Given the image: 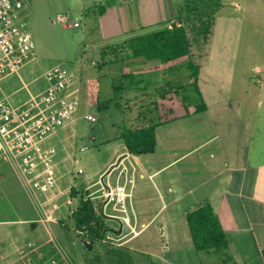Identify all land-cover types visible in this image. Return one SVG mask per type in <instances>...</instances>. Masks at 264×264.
<instances>
[{
    "label": "rangeland",
    "instance_id": "rangeland-1",
    "mask_svg": "<svg viewBox=\"0 0 264 264\" xmlns=\"http://www.w3.org/2000/svg\"><path fill=\"white\" fill-rule=\"evenodd\" d=\"M22 3L19 19L26 23L35 49L31 59L18 73L0 83V102L16 107L29 93L44 90L46 72L60 65L73 74L74 92L80 103L74 120L50 135L43 143L45 147H54L57 150L53 164L58 178V190L64 192L57 200L50 201L60 208L47 216L56 222L53 223V237L55 235L61 240L70 264H85L86 255L94 254L85 251L83 243L74 231L66 232L62 227L63 223L72 226L70 215L83 196L96 202L99 213L105 217L108 214L119 217L128 215L132 224L136 221L140 233L132 237L125 236L129 232L127 227L118 234L120 224L116 222L113 225L111 220L106 218L107 225L113 231L108 235L113 237L111 242L114 246L129 249L133 264H151L155 261L151 255L161 249L162 229L166 232V218H172L173 224L180 221L178 216L172 214H161L154 218L159 211L158 193L153 186L156 179L149 180L144 174V169L152 171L170 161L171 153L158 151L153 155H142L139 162L132 158L123 160L122 164L129 171L128 178H133L135 186L131 197L125 202L126 212L112 210L113 206L121 209L115 200L103 211L106 191L103 189L101 175L115 156L124 150L121 136L126 129L144 128L161 120H172L202 106L195 88L187 86L190 77L189 61L195 63L199 56L197 41L201 39L199 37L202 34L200 22L194 18L195 14H190L192 20H186L194 47L193 55L175 62L177 67H173V63L164 64L157 59L129 56L130 51L126 43L128 38L123 33L120 34L118 29L124 27L123 19L131 17V22L137 19V2L116 0L107 17L102 16L98 6L88 4L87 0H22ZM176 3L180 4L181 8L184 7V0H176ZM59 16H65L66 22H58ZM112 18L115 20L113 26L109 25ZM119 18H122L121 24L116 22ZM75 22H78L79 26H74ZM233 26L235 32L240 33V37L237 40L236 35H233L234 38L229 40L234 43L238 41L240 50L231 54H224L223 51L211 56L217 63L224 65L219 72L220 81H208L204 90L207 97L213 101L225 97L243 98V119L249 129L255 130V63L264 69V39L255 40V23L250 20ZM146 33L148 32L136 31L133 37ZM255 41L258 43V56L255 55ZM169 81L171 84H167ZM114 85L123 88L114 93ZM181 86H187L181 97L184 103H181L170 89ZM109 99L111 101L108 103V109L99 111L98 105ZM89 114L97 117V121L86 120L85 116ZM186 129L213 130V127L203 115L197 113L189 119L168 122L158 130ZM122 164L104 179L106 184L116 186V177ZM80 168L83 170L82 174L78 173ZM124 179L123 174L120 178L121 184ZM165 193H169L167 188ZM70 196L73 198L72 203L67 205L65 201ZM33 207L12 170L1 169L0 229L8 228L7 224L11 221L36 219ZM181 224L185 226L184 221L180 222V226ZM173 228L171 224L169 232ZM27 240L24 239L23 243L18 244L21 252L29 251ZM72 240L74 244L70 243ZM6 243L0 236V264H38L36 257L20 258L17 253H13L14 250L9 255L10 248ZM107 245L109 244H98L94 252L102 254Z\"/></svg>",
    "mask_w": 264,
    "mask_h": 264
},
{
    "label": "crops",
    "instance_id": "crops-1",
    "mask_svg": "<svg viewBox=\"0 0 264 264\" xmlns=\"http://www.w3.org/2000/svg\"><path fill=\"white\" fill-rule=\"evenodd\" d=\"M129 1L137 2V19L134 22H131V17L123 19L124 27L118 29L128 39L136 31L150 32L167 25L180 7L176 0ZM215 1L220 8L212 13L209 31L202 33L201 39L197 41L199 56L195 62L199 66L198 84L205 109L195 113L194 108L169 121L189 119L199 113L207 119L213 130H158L167 122L155 130L154 152L145 154L153 155L160 151L171 153L172 156L170 161L152 171L144 169L148 179H156L157 183H153V186L158 193L159 211L154 218L161 214H172L185 223V226H180V222L173 224L172 218H166L161 249L151 255L156 264H224L225 257H230L236 264H264V69L255 63V130L249 129L243 119V98L225 97L213 101L204 90L208 81H220L219 72L224 65L217 63L211 56L223 51L224 54H231L240 50L238 41L234 43L229 40L234 38L233 35H236L237 40L240 37L233 24L250 20L255 23V40L264 39V0ZM115 2L87 0L88 4L98 6V11L106 17ZM121 20L116 19V22L121 24ZM114 21L112 18L109 25L113 26ZM193 48L192 44L191 57ZM258 53V43L255 41V55L258 56ZM176 65L173 64V67ZM167 84H171L170 81ZM140 156L128 153L125 147L109 163L105 172L119 157H122V164L128 158L139 162ZM123 174L125 179L122 184L128 182L130 185L133 178H128L129 171L123 164L116 183L120 182ZM166 188L168 194L165 193ZM206 202L211 204L227 237L228 248L223 252L198 251L192 243L186 214ZM33 209L36 219L8 222V228L0 229V236L10 248L9 255L14 250L13 253H17L20 258L33 256L38 264H44L55 255L54 244L62 249L63 246L57 236L53 237V223L56 222L40 214L35 207ZM134 224L137 228L136 221ZM171 224L174 228L169 232ZM24 239H28L27 252H21L18 245ZM70 243L74 244V241ZM59 264L65 263L60 261Z\"/></svg>",
    "mask_w": 264,
    "mask_h": 264
},
{
    "label": "built area",
    "instance_id": "built-area-1",
    "mask_svg": "<svg viewBox=\"0 0 264 264\" xmlns=\"http://www.w3.org/2000/svg\"><path fill=\"white\" fill-rule=\"evenodd\" d=\"M22 7V0H0V83L18 73L31 59L35 49L26 23L19 19ZM57 21L65 23L66 17L59 16ZM74 26H79V23L75 22ZM45 80L44 90L29 93L16 107L0 102V170H12L36 210L48 216V213L60 209L56 203H50L51 199L57 200L64 192L58 190V178L53 164L57 150L45 147L43 143L74 120L80 103L74 92V76L65 67L59 65L49 69ZM85 119L97 121V117L91 114L85 116ZM78 173L82 174L83 170L80 168ZM107 185L103 186L106 191L103 211L115 200L121 209L113 206L112 210L126 212L125 202L132 195L134 181L130 182V190H127L128 182H117L114 187ZM72 199L71 196L67 198L65 204H71ZM107 218L119 222L121 233L127 227L129 232L125 236H138L139 230L128 215L119 217L108 214ZM111 241L113 237L109 235L103 240L114 244ZM54 248L55 255L44 264H59L60 261L70 264L66 252L57 244H54Z\"/></svg>",
    "mask_w": 264,
    "mask_h": 264
},
{
    "label": "trees",
    "instance_id": "trees-1",
    "mask_svg": "<svg viewBox=\"0 0 264 264\" xmlns=\"http://www.w3.org/2000/svg\"><path fill=\"white\" fill-rule=\"evenodd\" d=\"M219 8L220 5L215 0H184V7L177 8L176 16L167 25L126 41L130 51L129 56L133 58L142 57L148 60L157 59L164 64H174L181 59L190 58L192 44L185 21L192 20L190 14H195L194 18L200 22L201 32L206 33L211 26L212 13ZM185 12L186 16H184ZM188 68L190 77L187 86L195 88L202 102L201 107L195 108L196 113L205 109L198 84L199 66L189 61ZM187 86L176 89L170 88L178 96L181 103H184V99L181 97ZM122 88L114 85V93ZM109 101L111 99L99 104V111L107 110ZM115 103L118 106V102ZM169 121L171 120H161L144 128L126 129L121 139L127 152L132 155L152 154L156 146V128ZM70 218L72 226L62 222V227L66 232L74 231L80 242L83 243L85 251L89 254L94 253L91 256L86 255L85 264H133L132 256L126 247L107 243L109 245L106 246L102 254L94 252L98 244H105L103 240L108 233L113 232L106 223L107 217L99 213L96 202L82 196ZM185 219L196 250L223 252L228 248L227 237L210 203L206 202L196 206L186 214ZM223 263L236 264L230 257H225ZM151 264L156 263L151 262Z\"/></svg>",
    "mask_w": 264,
    "mask_h": 264
},
{
    "label": "water",
    "instance_id": "water-1",
    "mask_svg": "<svg viewBox=\"0 0 264 264\" xmlns=\"http://www.w3.org/2000/svg\"><path fill=\"white\" fill-rule=\"evenodd\" d=\"M122 161V157H119L116 162L114 164H112L108 170L102 175L101 177V182L103 184L104 187H107L108 185L106 184V182L104 181V179L114 170V168L118 167L120 162ZM111 223L114 225L116 223V220H111ZM119 223V222H118ZM121 232V226H120V230L118 231V234H120Z\"/></svg>",
    "mask_w": 264,
    "mask_h": 264
},
{
    "label": "flooded vegetation",
    "instance_id": "flooded-vegetation-1",
    "mask_svg": "<svg viewBox=\"0 0 264 264\" xmlns=\"http://www.w3.org/2000/svg\"><path fill=\"white\" fill-rule=\"evenodd\" d=\"M115 225V224H114Z\"/></svg>",
    "mask_w": 264,
    "mask_h": 264
}]
</instances>
